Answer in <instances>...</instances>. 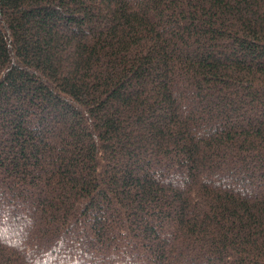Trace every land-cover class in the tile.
<instances>
[{
	"label": "trees",
	"instance_id": "1",
	"mask_svg": "<svg viewBox=\"0 0 264 264\" xmlns=\"http://www.w3.org/2000/svg\"><path fill=\"white\" fill-rule=\"evenodd\" d=\"M0 264H264V0H0Z\"/></svg>",
	"mask_w": 264,
	"mask_h": 264
}]
</instances>
